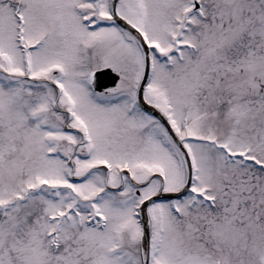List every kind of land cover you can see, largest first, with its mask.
<instances>
[{"label":"snow or ice","instance_id":"obj_1","mask_svg":"<svg viewBox=\"0 0 264 264\" xmlns=\"http://www.w3.org/2000/svg\"><path fill=\"white\" fill-rule=\"evenodd\" d=\"M0 264H264V0H0Z\"/></svg>","mask_w":264,"mask_h":264}]
</instances>
